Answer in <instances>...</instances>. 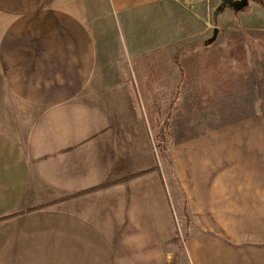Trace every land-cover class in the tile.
Wrapping results in <instances>:
<instances>
[{
  "label": "crops",
  "instance_id": "0c3cea01",
  "mask_svg": "<svg viewBox=\"0 0 264 264\" xmlns=\"http://www.w3.org/2000/svg\"><path fill=\"white\" fill-rule=\"evenodd\" d=\"M179 7L0 0V264H172L176 214L181 264H264V220L241 231V173L220 146L241 123L256 142L264 28L249 33L247 70L233 48L224 69L213 43L179 48L191 30ZM165 123L170 167L155 148Z\"/></svg>",
  "mask_w": 264,
  "mask_h": 264
},
{
  "label": "rangeland",
  "instance_id": "374dc122",
  "mask_svg": "<svg viewBox=\"0 0 264 264\" xmlns=\"http://www.w3.org/2000/svg\"><path fill=\"white\" fill-rule=\"evenodd\" d=\"M233 1L237 2L239 0ZM178 2L180 5L179 10L185 13V22L188 24L186 26H191L190 34H183L182 40H184L179 46L181 50L185 47L184 45H187V49L191 47L193 53H195V50L204 47V45L206 46L205 42L212 37L213 30L218 28L221 34H219L217 40L213 42V46L210 48V50H212L211 52H215L216 55L220 57V53L223 51L225 59L223 56L219 58L222 60L218 61L219 63H223L224 69H227V64H225V62H229V60L226 59V57L230 55V51L233 48L238 54L233 61L238 60L240 69L247 70L245 63H242V53L246 55L249 47L247 39L249 33H253L255 27L264 28V6L260 1H258L259 3H255L247 0V5L240 11H233L230 9L217 11V7L220 3L219 0H178ZM187 19L190 20V23L187 22ZM181 22H183V18H181ZM225 32H232L234 35H230L231 33L224 35ZM235 38H239V41L236 42L235 40L233 47L226 52L229 42H232ZM177 51L180 53V49H177ZM200 56L201 55H199L198 58ZM145 65L146 64L141 63L142 67L139 68V70L144 71ZM197 65H199V63ZM133 67L135 68V64H128V72L133 71L136 73ZM261 70L263 71L262 67ZM254 92L256 97V142L253 145L251 142H245L244 139L247 138V130L249 127L247 124L241 123L239 128H234L230 133H228V131L225 132L224 143L220 145L225 154L223 161L225 169L228 167H238L241 173L238 175L240 184L239 210L241 216V231H245L247 229L245 226L247 225L253 227L259 224L257 221L262 222L264 220V77L261 76L259 79H256V88ZM143 105L144 109L148 111L145 101H143ZM252 121L248 124L252 123ZM230 136L233 139L238 137L239 142H232ZM228 153H231V157H227ZM248 166L255 167L256 171L254 176L242 173L243 170H245V172L247 171ZM226 176L227 174H225V177ZM234 177H236L235 174ZM165 181L166 185L172 188L171 176L169 177L168 173L165 174ZM177 201L178 199H176L175 195L174 208L176 209V213H180ZM247 216L253 219V221L249 219L247 222ZM181 218L180 215L176 214L177 235L183 238L185 223ZM184 251L185 244L181 242L179 247L176 246V254L179 252V257L177 259L178 264H181L183 261Z\"/></svg>",
  "mask_w": 264,
  "mask_h": 264
},
{
  "label": "trees",
  "instance_id": "16d2710c",
  "mask_svg": "<svg viewBox=\"0 0 264 264\" xmlns=\"http://www.w3.org/2000/svg\"><path fill=\"white\" fill-rule=\"evenodd\" d=\"M250 1L255 2V3H259L258 1H260L262 3V5L264 6V0H250ZM205 44H206V42H205ZM206 45H209V44H206ZM166 125H167V123H165L159 129V131L157 132V135L155 137V148H156L157 154H159L158 155V159L160 158V160H159L160 164L161 165H163V164L164 165H168L170 167L171 164H170L169 157H168L169 144H168V141H167V128H166ZM144 173L145 172H142V173H139V174L130 175V176H127V177H125L123 179H120V180H117V181H114V182H111V183L103 184V185H101L99 187L93 188L91 190H87V191H85L83 193L76 194V195H74L72 197H79V196H82V195H85V194H90V193H93V192L108 188L110 186H114V185L121 184V183H126V182H129V181H131V180L143 175ZM42 207H45V206H41L40 208H42ZM184 240H185V238H183V240H182L179 237H177L174 240H172L171 243H173L175 246L179 247L181 242L184 243ZM178 257H179V252H177L175 260L172 262V264H178V261H177Z\"/></svg>",
  "mask_w": 264,
  "mask_h": 264
},
{
  "label": "water",
  "instance_id": "95a60500",
  "mask_svg": "<svg viewBox=\"0 0 264 264\" xmlns=\"http://www.w3.org/2000/svg\"><path fill=\"white\" fill-rule=\"evenodd\" d=\"M220 3L217 7V11H221L224 9H230L233 11H240L244 9V7L247 5L246 1L247 0H239L237 2H234L233 0H219ZM217 38V29L213 30V35L210 39L207 40L206 44H211L213 43Z\"/></svg>",
  "mask_w": 264,
  "mask_h": 264
}]
</instances>
